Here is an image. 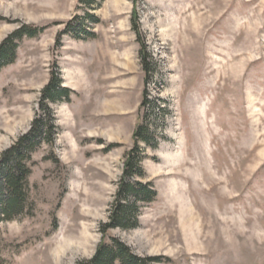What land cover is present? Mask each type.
<instances>
[{
    "label": "rangeland",
    "instance_id": "obj_1",
    "mask_svg": "<svg viewBox=\"0 0 264 264\" xmlns=\"http://www.w3.org/2000/svg\"><path fill=\"white\" fill-rule=\"evenodd\" d=\"M77 24L94 36L63 34ZM24 25L43 30L0 71V156L54 71L71 93L28 163L33 207L0 222V264H81L110 237L155 264H264V0H0V44ZM142 123L157 196L103 236Z\"/></svg>",
    "mask_w": 264,
    "mask_h": 264
},
{
    "label": "trees",
    "instance_id": "obj_2",
    "mask_svg": "<svg viewBox=\"0 0 264 264\" xmlns=\"http://www.w3.org/2000/svg\"><path fill=\"white\" fill-rule=\"evenodd\" d=\"M91 2L93 0H89V3ZM88 16L92 17L90 14ZM42 30V27L24 25L7 37L0 44V71L15 61L19 42L24 36L34 37ZM66 33L74 37H81L83 34L94 36L81 24L68 26L63 31V34ZM140 56L144 70L149 72L152 61L143 47ZM70 93L71 89L62 86V79L58 72L54 71L42 90L40 106L30 131L20 136L0 156V222L23 217L33 207L29 199L28 178L32 171L28 163L33 153L40 147L47 145L53 149L56 146L60 128L56 124L57 118L52 104L62 99H69ZM149 103L151 101L147 100L145 104ZM133 140V146L125 155L124 170L110 209L109 220L101 226L103 236L114 228L123 230L136 228L139 225L141 206L152 202L157 196V191L152 187L151 182L141 181L145 175L141 163L146 156L140 143L153 144L154 130L149 124L142 123L136 127ZM49 156L48 158L58 162V158L53 153ZM160 261L159 257L135 254L124 241L110 237L109 241L102 240L92 258L81 264H155Z\"/></svg>",
    "mask_w": 264,
    "mask_h": 264
}]
</instances>
